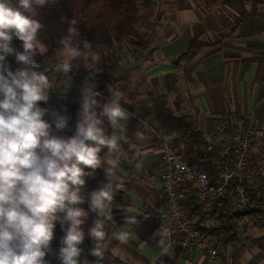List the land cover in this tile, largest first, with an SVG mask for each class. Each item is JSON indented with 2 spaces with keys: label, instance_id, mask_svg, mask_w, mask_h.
Returning <instances> with one entry per match:
<instances>
[{
  "label": "crops",
  "instance_id": "obj_1",
  "mask_svg": "<svg viewBox=\"0 0 264 264\" xmlns=\"http://www.w3.org/2000/svg\"><path fill=\"white\" fill-rule=\"evenodd\" d=\"M139 11L136 31L147 39L145 49L130 41L114 49L115 66L108 67L104 55L71 59L70 70L58 69L66 59L59 52L54 62L43 60L45 50H37L36 71L48 76L49 98L67 105L46 109L44 117L56 135L75 133L82 110L84 89L99 92L102 106L120 92V106L128 113L113 129L107 117H101L106 134L117 135L113 152L104 148L102 163L95 175L86 178L84 195L111 186L113 199L99 218L106 232L103 260L93 256L95 248L88 231L97 213L88 202L80 205L88 212L82 229L84 242L78 264H264V255L252 240L264 235V229L240 230L236 243H228L219 230V221L204 215L191 216L193 225L204 231L219 246L210 260L196 251L183 255L178 238L165 221L155 217L162 209L160 175L165 169L162 148L157 141L160 127L155 103L167 101L176 117L195 121L202 135L210 138L216 119L227 116L243 120L245 126H261L264 121V0H149ZM192 39L203 46L190 62L174 66V59L187 52ZM23 51V50H22ZM5 63L15 71L21 67L13 55ZM111 88V91H109ZM66 116L67 128L55 129V119ZM112 169L111 174L107 171ZM70 223V222H69ZM68 225L65 224L63 228ZM61 224L54 233L64 236ZM126 235L127 242L118 237ZM163 240V245L160 241ZM62 238L51 241L45 264H63ZM167 248V252L162 250Z\"/></svg>",
  "mask_w": 264,
  "mask_h": 264
},
{
  "label": "clouds",
  "instance_id": "obj_2",
  "mask_svg": "<svg viewBox=\"0 0 264 264\" xmlns=\"http://www.w3.org/2000/svg\"><path fill=\"white\" fill-rule=\"evenodd\" d=\"M50 3L54 0H18L16 7L10 0H0V264H45L57 222L62 228L68 225L63 228V264H78L79 245L85 239L82 225L88 216L80 205L85 202L98 214L88 231L96 245L91 254L100 260L105 256L106 232L99 216L113 199L111 186L93 190L87 197L83 190L86 178L101 166V151L113 152L117 147V135L106 134L101 117L116 129L128 113L120 106L118 91L97 113L100 93L87 87L75 133L54 134L52 124L44 119L46 109L40 106L49 100L51 83L45 73L35 70L39 64L34 56L38 49L44 50L37 38L43 25L32 18L37 7ZM76 25V19L70 20L68 36L61 40V55L66 59L58 69L65 73L69 61L81 55L72 46ZM14 37L22 42V52L11 46ZM8 55H14L21 67L11 70L5 63ZM67 120L57 117L55 129L67 128ZM107 171L111 174L112 169ZM118 239L127 242L124 234Z\"/></svg>",
  "mask_w": 264,
  "mask_h": 264
},
{
  "label": "trees",
  "instance_id": "obj_3",
  "mask_svg": "<svg viewBox=\"0 0 264 264\" xmlns=\"http://www.w3.org/2000/svg\"><path fill=\"white\" fill-rule=\"evenodd\" d=\"M10 2L13 6H19L18 0H10ZM149 3V0H54V3L37 7L32 18L43 25L37 37L45 50L43 60L51 62L57 60L60 50L64 48L61 40L68 36L69 21L76 19L77 33L72 37V46L81 53L77 61L83 60L87 55L102 54L107 66L114 67V49L117 45L130 41L135 48L147 47L145 40L147 38L137 34L136 26L140 9L148 6ZM25 14L32 15L27 12ZM11 46L17 51L23 50L22 42L15 37L11 41ZM202 46L200 40L192 39L187 52L174 59V66L192 61ZM40 106L44 109L53 106L67 107L50 98L47 103L41 102ZM154 109L160 130L175 137L173 145L184 152L187 164L202 170L210 183L214 184L215 164L219 162L220 157L218 152L205 151L209 141L200 133L195 121L176 117L164 98L157 100ZM259 201L264 203V196ZM183 207L190 213V217L203 218L202 208L195 199L185 200ZM209 217L218 219L219 230L227 237V244L236 243L240 230L244 233L249 226L264 229V212L233 214L226 202L221 209L212 210ZM201 233L205 234L202 230ZM58 238H63L62 234L54 233L52 241ZM252 243L257 245L264 255V235L252 240Z\"/></svg>",
  "mask_w": 264,
  "mask_h": 264
},
{
  "label": "built area",
  "instance_id": "obj_4",
  "mask_svg": "<svg viewBox=\"0 0 264 264\" xmlns=\"http://www.w3.org/2000/svg\"><path fill=\"white\" fill-rule=\"evenodd\" d=\"M175 137L163 131L157 134L165 169L160 175L162 209L155 215L165 221L178 238L183 255L196 251L214 260L219 251L192 222L183 202L193 198L204 215L228 203L231 213L264 212V121L261 126H245L242 119L227 116L216 119L205 149L219 154L216 182L197 167L189 166L183 151L173 145Z\"/></svg>",
  "mask_w": 264,
  "mask_h": 264
}]
</instances>
